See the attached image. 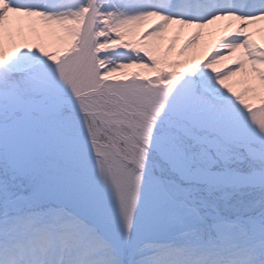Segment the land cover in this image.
<instances>
[{
	"label": "snow or ice",
	"instance_id": "1",
	"mask_svg": "<svg viewBox=\"0 0 264 264\" xmlns=\"http://www.w3.org/2000/svg\"><path fill=\"white\" fill-rule=\"evenodd\" d=\"M0 264H264V0H0Z\"/></svg>",
	"mask_w": 264,
	"mask_h": 264
}]
</instances>
